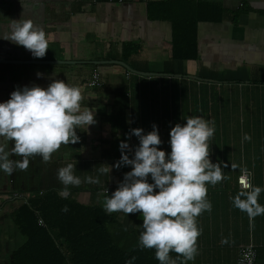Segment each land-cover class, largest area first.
I'll list each match as a JSON object with an SVG mask.
<instances>
[{"label":"crops","instance_id":"crops-1","mask_svg":"<svg viewBox=\"0 0 264 264\" xmlns=\"http://www.w3.org/2000/svg\"><path fill=\"white\" fill-rule=\"evenodd\" d=\"M0 2V58L60 61L36 66L9 64L11 68L5 70L10 75L6 83L10 92L34 85L46 89L53 80H62L81 89L82 106L92 109L96 120L88 129H77L80 142L61 145L49 163L40 156L31 158L36 180L22 178L20 171L18 175L7 174L11 185L10 192H0V229L4 230L0 233H6L8 244L11 237L2 225L5 216L10 217L29 191H43L53 184L59 187L60 194L64 186L57 179L59 168L76 163V175L82 179L98 177L99 184L82 183L80 187H69V192L76 193L79 203L104 208L107 192L110 197L124 174L131 171L130 166L121 167L125 171L114 167L121 158V141L133 150L139 144L135 136L128 139L131 129L142 128L147 134L153 124L161 127L160 150L165 151L169 142L164 136L169 96L163 91L173 84L179 87L181 98L200 97L203 92L215 98L218 88L237 113L238 127L232 129L231 135L240 137V142L245 134L264 137V132L257 131V122L264 121V0ZM21 19L32 20L45 31L49 50L44 58H34L24 47L4 39L11 32L12 22ZM180 31L195 38L194 60L173 57V38ZM95 70L100 73L99 87L89 85ZM37 73L41 74L39 78ZM187 84L189 87H184ZM223 137L227 136L216 133L212 144L221 146L218 141ZM253 143L254 140L247 142L249 147L239 156L237 168L247 170L251 184L264 189V147L262 142L256 143L257 153L262 154L258 156ZM126 154L130 159L133 156V152ZM101 165L110 166L111 172L101 174ZM239 174L215 186L206 185L212 210L196 218L198 229H202L197 240L199 254L186 264H236L240 247L247 244L255 247L254 264H264V215L253 219L233 205L239 193L235 181ZM14 194L23 196L17 200ZM258 203L264 206V191Z\"/></svg>","mask_w":264,"mask_h":264},{"label":"clouds","instance_id":"clouds-1","mask_svg":"<svg viewBox=\"0 0 264 264\" xmlns=\"http://www.w3.org/2000/svg\"><path fill=\"white\" fill-rule=\"evenodd\" d=\"M10 28L4 39L24 47L34 58L46 56L49 42L39 25L21 19L13 21ZM83 99L79 87L62 80H53L46 89L34 85L13 91L9 100L0 103V170L6 174L16 169L27 170L30 159L36 156L49 163L61 145L79 143L77 129L96 124L94 111L82 106ZM214 132L213 122L196 116L171 129L170 153L160 150L163 141L155 124L147 134L142 128L131 129L128 139L135 136L139 140L134 150L126 142L119 144L121 158L114 167L130 166L131 171L124 174L110 197L106 189L104 209L110 214L140 213L143 218L140 247L155 249L160 264H177L181 257V264H186L199 254L197 240L202 229H198L196 218L212 210L206 185L215 186L227 179L221 165L213 164L209 158L208 141ZM244 139L251 137L245 134ZM9 142L13 146L6 150ZM126 152H133L131 159ZM98 170L108 175L112 169L101 165ZM57 179L64 186L60 193L64 198L70 195L69 187L100 183L98 177L89 175L82 179L76 175V163L59 168ZM240 183L242 189L233 198L234 207L253 219L264 215V206L258 203L264 189L243 179ZM67 210V206L62 209ZM170 252L176 253L177 258H171Z\"/></svg>","mask_w":264,"mask_h":264},{"label":"trees","instance_id":"trees-1","mask_svg":"<svg viewBox=\"0 0 264 264\" xmlns=\"http://www.w3.org/2000/svg\"><path fill=\"white\" fill-rule=\"evenodd\" d=\"M172 44L176 60L197 57L195 38L187 31L176 33ZM59 191L53 184L43 191H29L10 214L12 228L24 242L9 246V264H127L133 257L132 264H160L155 249L140 247V213L110 214L96 204L79 203L75 192L64 198ZM170 257L176 259L177 254L170 252ZM182 260L177 259V264Z\"/></svg>","mask_w":264,"mask_h":264},{"label":"rangeland","instance_id":"rangeland-1","mask_svg":"<svg viewBox=\"0 0 264 264\" xmlns=\"http://www.w3.org/2000/svg\"><path fill=\"white\" fill-rule=\"evenodd\" d=\"M34 61H40V60H34ZM0 67L3 69L11 68L8 64H0ZM184 87H189V86L187 84V86ZM215 91H216L215 98L213 97L210 98V96H208L206 92L202 93L203 97L202 96L199 97L198 95H192V96L187 95V97L185 96V98L184 97L181 98V95H179L180 94L179 87H177L175 84H173L168 90L163 91V94L167 93L168 96L170 97V98L168 97L167 99L168 102L166 104V108L169 114L167 115L168 117L167 123L164 126V136L165 139L167 137L170 141L169 134L171 129L176 124H181V125L185 124L187 118L189 117L199 116L207 121L213 122L215 126L214 135L219 132V133H223L227 137L219 138L218 144H220L221 146H214L210 138V140L208 141L210 146L209 151L211 153L209 158L213 164L219 163L221 165L223 170V175L228 179V177L233 176L239 170V168H237L239 163V156L244 154L243 150L245 149V147L246 149H248L249 146L247 145V142L254 140L253 144L256 155L257 154L258 156L262 155L261 153H257L256 143L262 142V145L264 147V143H263L264 137L253 136L251 137L253 140L244 139L243 141L240 142V137L232 136L231 135L232 129H237L238 127L237 113H235V109L232 108L231 105L227 103L228 101L226 99V95L221 94L218 88H215ZM219 96L220 99L218 98ZM163 112H165L164 107H163ZM225 123L227 125L226 127L228 128L224 127ZM257 126H259V128L257 127V129L259 130L255 129L254 132H256V130L264 132V121H258ZM159 129H161V127L158 128V131ZM228 145L230 146L229 147L230 150L228 148ZM227 148L229 152H227ZM165 152L168 153L171 152V147L169 142L165 147ZM19 158H20L19 156H10V159H14V160H17ZM19 171H20L19 174L22 176V178H27L28 180H30L33 177L35 178V180L37 179V176L34 174L36 173V170L34 169V166L31 165V163H29V167L27 170L16 169L12 174L15 173L18 175ZM256 174L258 175V172H256ZM217 186L219 187L222 185H217ZM221 206H225V205L221 204ZM3 222L5 223L3 224L4 228L7 229V231L9 232L8 235H10L9 237H11V241H9L8 244L9 239L5 238L6 233L0 234V241L2 240L0 245L2 244L3 250L5 251V247L7 248L8 245L13 248L22 244V242H24V238L13 230L11 219L7 218ZM0 230L4 231L3 229ZM3 250L1 252H3Z\"/></svg>","mask_w":264,"mask_h":264},{"label":"flooded vegetation","instance_id":"flooded-vegetation-1","mask_svg":"<svg viewBox=\"0 0 264 264\" xmlns=\"http://www.w3.org/2000/svg\"><path fill=\"white\" fill-rule=\"evenodd\" d=\"M9 79H10L9 72L0 67V103L6 102L7 100L10 99V94H11L10 91L11 90L8 89V86L6 84L7 81H9ZM12 146H13L12 143L9 142L8 149L10 150V148ZM8 149H6V150H8ZM6 177H7V174L4 173L3 170H0V189H3L0 192H2V193L10 192V190H8V188H9V184L11 185V183H10L9 179H7ZM14 195H15V199H17V200H20L19 198H21L23 196V194H20V195L14 194ZM4 197H5V195H4ZM7 198H8V196L6 197V199ZM7 218L10 219L9 216H5L4 220ZM3 236H4V234H3ZM1 242H2V240L0 241V243ZM7 248L5 247V251H4L2 244L0 245V256H1L0 264H9V252H8ZM2 250H3V252H1Z\"/></svg>","mask_w":264,"mask_h":264},{"label":"built area","instance_id":"built-area-1","mask_svg":"<svg viewBox=\"0 0 264 264\" xmlns=\"http://www.w3.org/2000/svg\"><path fill=\"white\" fill-rule=\"evenodd\" d=\"M89 85L92 87H99L101 85L100 73L97 70L92 72ZM241 179H243L245 182L251 183L249 172L243 171L237 177L236 185L239 191L242 189V185L240 183ZM255 261L256 251L255 247L252 244L240 247L238 251V256L236 258V264H254Z\"/></svg>","mask_w":264,"mask_h":264},{"label":"water","instance_id":"water-1","mask_svg":"<svg viewBox=\"0 0 264 264\" xmlns=\"http://www.w3.org/2000/svg\"><path fill=\"white\" fill-rule=\"evenodd\" d=\"M1 3V2H0ZM60 61H34V60H29V61H19V60H9V59H4V58H0V64H18V65H24V64H28V65H43V64H50V63H59ZM114 63H119L121 65H123L128 71H132L127 65L121 63V62H117L114 61ZM133 72V71H132ZM135 72V71H134ZM136 74H143V73H138L135 72Z\"/></svg>","mask_w":264,"mask_h":264}]
</instances>
